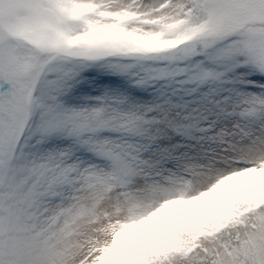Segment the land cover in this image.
Instances as JSON below:
<instances>
[{
	"label": "snow or ice",
	"instance_id": "obj_1",
	"mask_svg": "<svg viewBox=\"0 0 264 264\" xmlns=\"http://www.w3.org/2000/svg\"><path fill=\"white\" fill-rule=\"evenodd\" d=\"M0 264H264V0H0Z\"/></svg>",
	"mask_w": 264,
	"mask_h": 264
}]
</instances>
